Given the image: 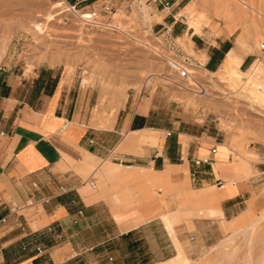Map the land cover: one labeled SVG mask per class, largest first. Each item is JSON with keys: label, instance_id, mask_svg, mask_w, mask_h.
Returning a JSON list of instances; mask_svg holds the SVG:
<instances>
[{"label": "rangeland", "instance_id": "obj_1", "mask_svg": "<svg viewBox=\"0 0 264 264\" xmlns=\"http://www.w3.org/2000/svg\"><path fill=\"white\" fill-rule=\"evenodd\" d=\"M225 1L231 3L230 9L216 0H180L172 10H156L150 0H96L88 7L98 10V23L89 26L60 10L58 0H0V73L4 79L25 77L14 90L17 97L33 85L40 70L50 71L51 76L59 73L74 87H86V91L67 92L69 110L74 101L81 102L80 120L105 129L121 124L138 100L151 95L152 121L165 127L168 119L177 123L181 118L184 122L178 128L197 136L192 146L205 150L199 159L209 157L212 162V174L202 183H190L187 168L178 169L176 180H184L189 190H238L239 196L231 201L218 202L223 214L205 210L200 214L201 203L155 184L153 192L159 189L163 198L147 208L156 220L153 228L141 232L144 240L137 244L144 261L150 258L145 251L154 248L160 231L156 221L166 224L162 217L166 214L178 240L174 238L177 252L159 264H264V217L252 233L245 228L264 214V52L258 50L264 42V0ZM104 2L110 5L106 13L100 9ZM188 24L198 29L195 33L202 41L192 39ZM216 36H225L231 46L240 48V64L228 70L221 65L210 72L203 69L202 51L196 48L203 44L211 51L207 43ZM171 61L186 66L190 74L179 79L169 69ZM162 133L155 142H144L140 153L150 145L158 147ZM222 163H243L249 170L240 180L225 175L220 167L213 169ZM213 179H222L224 188L214 186ZM94 185L86 187L98 192L101 188ZM158 255L153 251L151 258Z\"/></svg>", "mask_w": 264, "mask_h": 264}, {"label": "crops", "instance_id": "obj_2", "mask_svg": "<svg viewBox=\"0 0 264 264\" xmlns=\"http://www.w3.org/2000/svg\"><path fill=\"white\" fill-rule=\"evenodd\" d=\"M67 1L84 4L96 0ZM179 1L150 0L149 5L156 10H172ZM171 23L173 26L174 21ZM187 28L193 29L192 39L202 41L194 25L188 24ZM224 42H229L225 36H216L207 46L219 49L218 43L221 46ZM235 48L230 45L216 65L223 67ZM196 49L202 51L201 66L209 71L204 65L211 51L203 44ZM55 75L50 92L41 87L32 94L34 85H30L21 97L14 90L24 76L0 79L8 87L6 94L0 96V264H159L177 252L173 225L170 230L160 216L154 248L145 251L150 258L144 261L137 251V244L144 240L141 232L153 228L156 220L149 217V203L163 198L159 189L153 192L155 184H163L183 198L191 194V201L202 202L205 211L220 214L224 208L218 207L219 201L239 196L234 188L209 193L207 187L189 190L184 180H176L178 169L187 168L192 183L189 162L205 150L192 146L197 136L178 128L184 122L181 118L177 123L168 119L165 127L152 121L155 106L151 95L138 100L121 124L94 128L80 120L81 102L74 101L73 110H69L67 92L72 88L86 91V87H74L70 79ZM137 116L143 119H134ZM132 121L135 128H131ZM159 132H163L161 144L150 145L146 153H140L138 148L144 142L158 140ZM111 135L117 138L108 141ZM104 157L106 160L102 161ZM203 159L207 161L199 170L202 182L212 174V162L209 157ZM112 160L135 163L121 165ZM218 167L225 175L240 180L249 170L243 163L213 165V169ZM87 180H92L93 187ZM94 182L101 189L92 193L86 185L94 188ZM184 247L181 246L182 251ZM153 251L159 254L156 258H151Z\"/></svg>", "mask_w": 264, "mask_h": 264}, {"label": "built area", "instance_id": "obj_3", "mask_svg": "<svg viewBox=\"0 0 264 264\" xmlns=\"http://www.w3.org/2000/svg\"><path fill=\"white\" fill-rule=\"evenodd\" d=\"M50 3L56 2L57 0H47ZM237 2H243L244 0H235ZM78 2H69L67 0H61L57 3H61L62 7L60 8V10H64V11H68L71 12L73 15H75L79 20H81L85 25H95L97 24V19H96V13L98 10H94L93 8H89L88 4L92 3V2H87L84 3L80 6H78ZM164 6L167 5V2L163 3ZM100 9L103 10V12H108L110 10V5L107 2H104L100 5ZM73 12H76L77 14H74ZM258 50L261 52H264V42H260L259 46H258ZM169 69L174 72L176 74V76L179 79H184L187 77L188 72L186 71V69L179 65L177 62L175 61H171L169 63ZM264 91V90H263ZM91 141L89 140V143ZM211 152H214V149H211ZM207 159H199V158H193L191 160V164H192V168L189 172V177L191 182L195 185V184H199L202 182V179H200L199 177V172L196 170V168L199 167L200 163L202 162H206ZM87 183L89 186L93 187V182L92 180H87ZM223 180L222 179H213V185L216 186L217 188H222L223 187ZM62 190V188H61ZM78 213H80V211H78ZM47 230H50V228L48 227ZM36 251L39 252V248L36 247Z\"/></svg>", "mask_w": 264, "mask_h": 264}, {"label": "trees", "instance_id": "obj_4", "mask_svg": "<svg viewBox=\"0 0 264 264\" xmlns=\"http://www.w3.org/2000/svg\"><path fill=\"white\" fill-rule=\"evenodd\" d=\"M229 46H230L229 42H224L220 46L219 49L212 48L211 55L208 61L206 62V64L204 65L205 68H207L208 70H213L218 60L222 57V54L226 52ZM2 76H3V73H0V79L2 78ZM56 78H57V75L51 77L50 71L44 70V69L40 70L38 76L34 80V84H33L34 86L32 87V90H31L32 94H36L41 87H43L44 92H47V93L50 92V90L52 89L54 85V82L56 81ZM7 91H8V87L4 85V83L0 82V96L5 95ZM135 118H138L140 120L143 119L142 117H139V116L134 117V119ZM134 121H132L131 123V128H135ZM172 142H174L173 138H172Z\"/></svg>", "mask_w": 264, "mask_h": 264}, {"label": "bare ground", "instance_id": "obj_5", "mask_svg": "<svg viewBox=\"0 0 264 264\" xmlns=\"http://www.w3.org/2000/svg\"><path fill=\"white\" fill-rule=\"evenodd\" d=\"M218 3L222 4V5H225V7L227 9H230L231 8V3H229L228 1H225V0H216ZM194 3V2H193ZM246 6V5H245ZM74 14H77L76 12H73ZM78 15V14H77ZM243 40V39H242ZM240 48L236 47L233 51L230 52V54L227 56L226 60H225V64H224V69L225 70H228L229 68L233 67V65H237L240 61V56L238 54V50ZM179 64V63H178ZM180 65V64H179ZM185 69H186V66H183ZM252 70V69H251ZM186 71L188 72V70L186 69ZM241 71V70H240ZM228 72V71H227ZM244 73V72H243ZM190 73L188 72V75ZM236 183L235 182H231V185H235ZM225 186V183L223 184V187ZM222 187V188H223ZM185 199L188 200V201H191L192 200V195H186L185 196ZM215 201V199H214ZM192 202V201H191ZM200 202V201H199ZM202 203V202H201ZM209 210V209H208ZM199 213L200 214H203V211H204V208H199L198 209ZM212 211V210H211ZM162 217L163 219L165 220L166 224H167V227L172 230V220L170 218V216L166 215V214H162ZM264 217V214H262L261 216H259V218L255 219L254 221H251L250 223H248L246 230L250 233H252V231L255 229L256 225L258 224V221L261 220V218ZM246 232V231H245ZM251 235V234H250ZM249 235V237H250ZM246 238V237H245ZM250 240V239H249ZM180 251V250H179ZM182 258V257H181ZM169 260V259H168ZM183 260V259H181ZM175 261V259H174ZM167 263V262H166ZM178 264V263H176Z\"/></svg>", "mask_w": 264, "mask_h": 264}]
</instances>
